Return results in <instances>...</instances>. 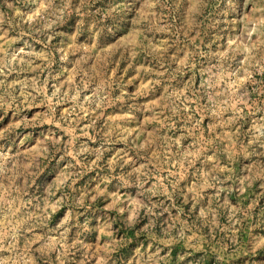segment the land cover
<instances>
[{"label": "rangeland", "instance_id": "obj_1", "mask_svg": "<svg viewBox=\"0 0 264 264\" xmlns=\"http://www.w3.org/2000/svg\"><path fill=\"white\" fill-rule=\"evenodd\" d=\"M0 264H264V0H0Z\"/></svg>", "mask_w": 264, "mask_h": 264}]
</instances>
